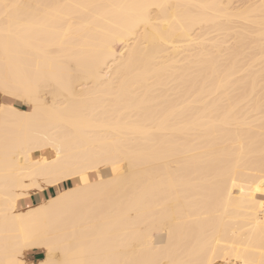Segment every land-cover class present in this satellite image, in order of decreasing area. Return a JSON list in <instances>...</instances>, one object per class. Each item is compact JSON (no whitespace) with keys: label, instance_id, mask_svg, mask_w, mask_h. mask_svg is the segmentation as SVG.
<instances>
[{"label":"bare ground","instance_id":"1","mask_svg":"<svg viewBox=\"0 0 264 264\" xmlns=\"http://www.w3.org/2000/svg\"><path fill=\"white\" fill-rule=\"evenodd\" d=\"M0 99V264H264V0H0Z\"/></svg>","mask_w":264,"mask_h":264},{"label":"rangeland","instance_id":"2","mask_svg":"<svg viewBox=\"0 0 264 264\" xmlns=\"http://www.w3.org/2000/svg\"><path fill=\"white\" fill-rule=\"evenodd\" d=\"M0 102H1V99H0ZM60 189L61 190H64L63 188H65V189H67L68 187H69V183H67V182H65V183H63V184H61L60 186ZM50 191H52L51 192V194H50ZM57 191H58V188H50L49 190H48V192H47V194L49 195V196H52V195H54L55 193H57ZM34 203H37L36 202V200H35V202ZM31 255V259H32V261H34V262H38V260H40L42 257H43V253H41V252H36V253H31L30 254ZM38 255V256H37ZM42 255V256H41ZM39 257H41V258H39Z\"/></svg>","mask_w":264,"mask_h":264},{"label":"crops","instance_id":"3","mask_svg":"<svg viewBox=\"0 0 264 264\" xmlns=\"http://www.w3.org/2000/svg\"><path fill=\"white\" fill-rule=\"evenodd\" d=\"M51 192H52V191H50V194H51ZM34 197H36V199H35ZM32 199H33V200H32ZM37 199H38L37 196H33V197L30 199V202H31L32 204H34V202H35L34 200H36V202H38ZM34 253H36V252H34ZM29 256L31 257V255H29Z\"/></svg>","mask_w":264,"mask_h":264}]
</instances>
